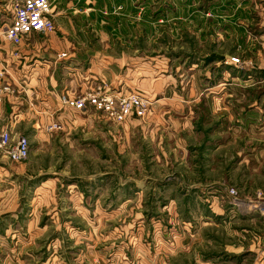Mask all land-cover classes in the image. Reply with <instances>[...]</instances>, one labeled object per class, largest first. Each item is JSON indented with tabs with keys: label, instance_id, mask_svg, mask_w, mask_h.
<instances>
[{
	"label": "rangeland",
	"instance_id": "obj_1",
	"mask_svg": "<svg viewBox=\"0 0 264 264\" xmlns=\"http://www.w3.org/2000/svg\"><path fill=\"white\" fill-rule=\"evenodd\" d=\"M105 1L101 32L135 37L133 88L116 94L151 105L124 123L91 108L72 134H30L21 163L0 151V264H264V121L236 120L264 107L234 97L227 108L217 89L264 82L245 54L260 50L264 4ZM11 16L0 0V34Z\"/></svg>",
	"mask_w": 264,
	"mask_h": 264
},
{
	"label": "crops",
	"instance_id": "obj_2",
	"mask_svg": "<svg viewBox=\"0 0 264 264\" xmlns=\"http://www.w3.org/2000/svg\"><path fill=\"white\" fill-rule=\"evenodd\" d=\"M104 2L106 1L58 0L53 6L57 27L55 33L29 35L19 46L8 43L4 45L0 53V69L5 68L8 75L6 80L13 85L16 92L8 95L0 108V117L4 124L1 130L8 128L16 137H28L30 134L42 137L47 133L48 127L59 123L68 134H72L83 122L87 124L88 119L84 120L87 112L62 107L61 96L73 98L83 95L101 82H105L112 91H121V94L129 91L131 80L128 74L132 73L135 64V37L132 30L120 37L111 34L116 40L112 41L110 35L101 32L104 28L100 27L104 22H97L95 16L106 7ZM260 2L264 4V0ZM109 4L110 9L118 5L128 7V2L124 0H110ZM128 22L126 21L127 26L132 24L131 21ZM259 23L264 26V18L257 22ZM89 27L92 31L98 27L101 34L88 33L86 28ZM261 33L263 34L257 41L260 50L245 53L249 55V69L253 70L251 72L255 73L254 76L264 72V30ZM129 42L132 43L130 50ZM255 42L244 40L239 48L252 52L249 44L255 46ZM111 44L116 46L115 51L118 53L114 52ZM250 76L251 74L248 75L249 79ZM210 89L216 90V86ZM217 89L222 90L220 100L229 101L230 106L227 108L231 107L234 97L244 100L252 97V108L257 105L264 107V82H232ZM169 100L165 96L155 102ZM174 100L178 102L181 99L174 97ZM236 118L239 122H251L248 118H252L253 122H261L264 121V113L240 114ZM253 130L250 131L253 133ZM22 235L23 232L18 231L17 236L22 244L29 245V242H33H23Z\"/></svg>",
	"mask_w": 264,
	"mask_h": 264
},
{
	"label": "built area",
	"instance_id": "obj_3",
	"mask_svg": "<svg viewBox=\"0 0 264 264\" xmlns=\"http://www.w3.org/2000/svg\"><path fill=\"white\" fill-rule=\"evenodd\" d=\"M58 0H11L10 22L0 34V53L6 43L19 46L24 39L32 34H51L56 32V24L53 6ZM240 60L231 59V64H237ZM5 68L0 69V108L8 95L16 92L6 78ZM62 107H69L78 111L95 109L106 115L107 119L114 123H124L132 117H143L151 105L150 101L140 95H117L105 82L96 84L85 94L73 98L61 96ZM59 123H53L48 131L60 128ZM0 151L6 154V158L13 163L26 161L30 156V141L26 136L15 138L8 128L0 131ZM234 200L239 196L238 192L231 188L228 191ZM264 208V205H261Z\"/></svg>",
	"mask_w": 264,
	"mask_h": 264
},
{
	"label": "bare ground",
	"instance_id": "obj_4",
	"mask_svg": "<svg viewBox=\"0 0 264 264\" xmlns=\"http://www.w3.org/2000/svg\"><path fill=\"white\" fill-rule=\"evenodd\" d=\"M236 205H237V207H239V208H240L241 206H245V204H244L243 202H238ZM255 207H257V206H255ZM246 209H248V208H246Z\"/></svg>",
	"mask_w": 264,
	"mask_h": 264
}]
</instances>
